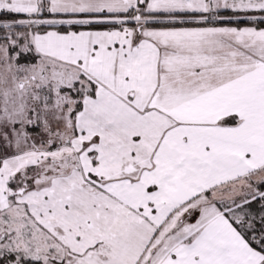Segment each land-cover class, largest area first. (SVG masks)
Listing matches in <instances>:
<instances>
[{"label": "snow or ice", "instance_id": "6c2138e0", "mask_svg": "<svg viewBox=\"0 0 264 264\" xmlns=\"http://www.w3.org/2000/svg\"><path fill=\"white\" fill-rule=\"evenodd\" d=\"M0 264H264V0H0Z\"/></svg>", "mask_w": 264, "mask_h": 264}]
</instances>
